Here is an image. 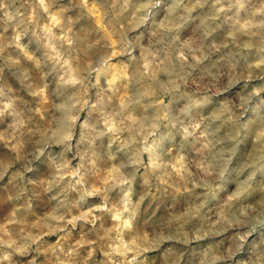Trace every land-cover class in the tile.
<instances>
[{"label":"clouds","instance_id":"9594fccd","mask_svg":"<svg viewBox=\"0 0 264 264\" xmlns=\"http://www.w3.org/2000/svg\"><path fill=\"white\" fill-rule=\"evenodd\" d=\"M0 264H264V0H0Z\"/></svg>","mask_w":264,"mask_h":264},{"label":"rangeland","instance_id":"374dc122","mask_svg":"<svg viewBox=\"0 0 264 264\" xmlns=\"http://www.w3.org/2000/svg\"><path fill=\"white\" fill-rule=\"evenodd\" d=\"M229 95H231V93H229Z\"/></svg>","mask_w":264,"mask_h":264}]
</instances>
